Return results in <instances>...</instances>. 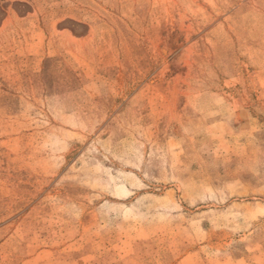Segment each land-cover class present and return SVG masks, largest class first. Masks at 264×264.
Instances as JSON below:
<instances>
[{"label":"rangeland","instance_id":"obj_1","mask_svg":"<svg viewBox=\"0 0 264 264\" xmlns=\"http://www.w3.org/2000/svg\"><path fill=\"white\" fill-rule=\"evenodd\" d=\"M0 264H264V0H0Z\"/></svg>","mask_w":264,"mask_h":264}]
</instances>
